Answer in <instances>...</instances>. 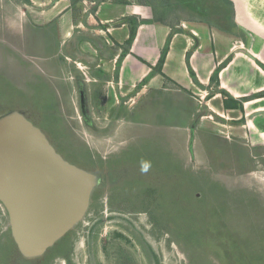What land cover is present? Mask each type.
Masks as SVG:
<instances>
[{"label": "rangeland", "instance_id": "rangeland-1", "mask_svg": "<svg viewBox=\"0 0 264 264\" xmlns=\"http://www.w3.org/2000/svg\"><path fill=\"white\" fill-rule=\"evenodd\" d=\"M131 1L0 0V118L23 114L65 161L95 178L83 180L82 213L80 188L72 205L59 207L71 211L53 219L30 218L33 207L52 205L49 195L17 198L18 229L30 242L77 219L35 257L18 248L0 199V264H264V132L222 127L216 115L196 116L192 132L178 131L162 125L181 124L174 114L142 117L129 108L132 96L110 98L117 62L113 76L95 77L108 71L103 63L118 44L100 22ZM151 1L164 3L163 17L176 16L183 0ZM33 138L0 129L9 186H34L25 168L36 160Z\"/></svg>", "mask_w": 264, "mask_h": 264}, {"label": "crops", "instance_id": "crops-1", "mask_svg": "<svg viewBox=\"0 0 264 264\" xmlns=\"http://www.w3.org/2000/svg\"><path fill=\"white\" fill-rule=\"evenodd\" d=\"M181 3L176 16L168 10L162 17L164 3L133 0L127 11L119 9L116 17L102 18L103 36L110 33L118 44H111L113 66L99 64L108 71H96L95 77L105 79L107 72L113 76L115 63L120 64L116 82L110 84L114 89L108 87L110 98L132 96L129 108L142 117L148 111H164L182 120L181 124L162 122L163 126L192 132L196 116L216 115L222 127L240 125V130L263 133L264 0ZM72 14L71 7L69 20ZM120 18L121 22L115 21Z\"/></svg>", "mask_w": 264, "mask_h": 264}, {"label": "water", "instance_id": "water-1", "mask_svg": "<svg viewBox=\"0 0 264 264\" xmlns=\"http://www.w3.org/2000/svg\"><path fill=\"white\" fill-rule=\"evenodd\" d=\"M10 115H22L24 118H26L19 112L6 114L5 117ZM5 117L3 116V118L1 117L2 119H0L3 120ZM36 128L38 130L34 131L36 138H33V142L30 141L33 154L35 153L36 156V160L34 163H31L25 167L27 172H30V174H35L34 180H36V182L34 186H31L30 182L23 186L22 184L20 186H9V180H7L4 174V166L0 167V199L9 209L11 220L13 221V236L18 248L28 257L41 255L48 246L52 245L55 240L62 237L64 233L70 228L72 223H74L77 219H73V221L70 222L71 224L68 223L70 220L57 222L59 226L56 229L53 231H51V229L48 230L47 234L42 232L40 237H38L39 235L37 236V238H39L38 240L35 242H30L27 238L21 235L18 229L19 224L22 222V211L20 212V210L17 208V206L21 207L19 199L17 198L20 197V200L28 202V198L33 199L31 196H34L38 191L45 195H49V198L53 199L51 201L52 205H50L48 208L41 206L39 210H36L33 207L30 218L40 217L42 219H47L46 217L48 216L53 219L52 215L68 214L71 211L68 209L61 211L59 210V207L62 206L66 208V201L69 205L73 204L71 201V194H73L75 190L80 188V191H78L80 193V199L82 201L84 200L81 197H84L81 190L84 186L83 180H90L91 178L88 177H92L91 174L87 175L82 169L65 161L57 153L45 134L38 127ZM48 167H51L52 170ZM57 173L58 175H56ZM92 178L93 180L95 179L94 177ZM7 188L12 190V192H10L14 195L13 198H16L17 201L13 198L11 199L10 196H6ZM85 198L88 200L87 196H85ZM86 199L84 200L83 204L81 203L78 207H76V213H82L81 211L83 210ZM44 203L49 202H42L41 205ZM80 208L81 210L79 212ZM79 217L80 214L77 216V218Z\"/></svg>", "mask_w": 264, "mask_h": 264}, {"label": "bare ground", "instance_id": "bare-ground-1", "mask_svg": "<svg viewBox=\"0 0 264 264\" xmlns=\"http://www.w3.org/2000/svg\"><path fill=\"white\" fill-rule=\"evenodd\" d=\"M8 127L17 128L23 134L36 138L34 131L37 130V128L34 126V124H32L29 120L24 118L22 115H10V116L5 117L2 121H0V129L8 128ZM2 135H3V133H2ZM15 138H16V136H15Z\"/></svg>", "mask_w": 264, "mask_h": 264}, {"label": "trees", "instance_id": "trees-1", "mask_svg": "<svg viewBox=\"0 0 264 264\" xmlns=\"http://www.w3.org/2000/svg\"><path fill=\"white\" fill-rule=\"evenodd\" d=\"M165 53H166V49L163 50L162 56L158 62V67L156 68L157 70H161L162 64L164 62V58H165Z\"/></svg>", "mask_w": 264, "mask_h": 264}]
</instances>
